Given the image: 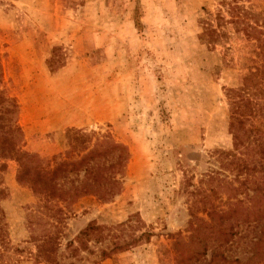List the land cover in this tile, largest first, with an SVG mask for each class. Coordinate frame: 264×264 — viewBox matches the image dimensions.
Returning <instances> with one entry per match:
<instances>
[{
	"label": "rangeland",
	"instance_id": "374dc122",
	"mask_svg": "<svg viewBox=\"0 0 264 264\" xmlns=\"http://www.w3.org/2000/svg\"><path fill=\"white\" fill-rule=\"evenodd\" d=\"M230 3L264 32V0ZM218 14L229 20L221 0H0V89L18 106L21 150L50 164L75 129L128 152L118 194L63 204L57 228L18 184V163L0 159V264H176L174 242L190 235L192 214L207 220L206 175L234 178L217 154L242 150L226 90L259 63L256 43L232 24L215 45L200 38ZM89 224L103 227L101 238L72 256L68 242ZM48 232L59 238L54 263L36 258ZM115 244L122 250L101 259Z\"/></svg>",
	"mask_w": 264,
	"mask_h": 264
},
{
	"label": "trees",
	"instance_id": "16d2710c",
	"mask_svg": "<svg viewBox=\"0 0 264 264\" xmlns=\"http://www.w3.org/2000/svg\"><path fill=\"white\" fill-rule=\"evenodd\" d=\"M231 1L221 0L222 6L228 8L229 20L218 14L215 27L204 22L200 38L208 45L217 44L226 36L220 31L222 25L229 23L256 43L259 63L252 61L254 65L241 78L240 85L226 90L230 122L241 125L238 146L242 150L237 154L217 153L225 158L224 168L234 173V178L217 184L216 172L206 175L207 189L200 195L204 198L201 212L207 220L192 214L190 235L187 239L179 236L174 242L176 264H199L210 250V260L205 264H264V32L257 19L249 22L251 14ZM17 112L14 99L0 89V159L18 163L16 180L37 198L38 215L51 218L57 228L64 216L63 204H73L85 196L108 201L118 194L119 175L128 158L125 146L110 135L95 138L92 143L90 135L70 129L66 132L68 150L44 165L36 154L21 150L23 135L16 123ZM220 193L226 196L225 201L215 204L210 200ZM3 197L4 190L0 189V200ZM3 217L0 209V234ZM102 233L103 227L89 224L76 240L68 242L66 249L73 256L78 250L87 249L92 237L99 241ZM146 236L142 234L140 238ZM58 239L56 232L36 238V258L54 263ZM122 248L115 244L109 252L101 250L100 257L107 258Z\"/></svg>",
	"mask_w": 264,
	"mask_h": 264
}]
</instances>
